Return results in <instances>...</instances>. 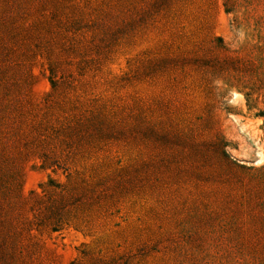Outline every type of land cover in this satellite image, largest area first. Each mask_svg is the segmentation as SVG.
Instances as JSON below:
<instances>
[{
	"label": "rangeland",
	"instance_id": "obj_1",
	"mask_svg": "<svg viewBox=\"0 0 264 264\" xmlns=\"http://www.w3.org/2000/svg\"><path fill=\"white\" fill-rule=\"evenodd\" d=\"M0 264H264V0H0Z\"/></svg>",
	"mask_w": 264,
	"mask_h": 264
},
{
	"label": "trees",
	"instance_id": "obj_2",
	"mask_svg": "<svg viewBox=\"0 0 264 264\" xmlns=\"http://www.w3.org/2000/svg\"><path fill=\"white\" fill-rule=\"evenodd\" d=\"M262 116V115H261ZM180 139V141H181V143H186V141L185 140H187V139H184V138H182V137H180L179 138ZM183 141V142H182ZM180 144V146L178 145V144H175L176 146H178V147H182V148H194L195 150H198V155H199V157L200 158H203L204 157V155H203V151H204V146H202V145H199V144H191L190 146H189V144ZM182 145V146H181ZM221 154L224 156L225 155V153L224 152H222L221 151ZM225 157V156H224ZM44 159H45V157H43ZM42 158V159H43ZM224 159V163L227 165V167H229V168H232V166L234 165V164H232V162H229L227 159H226V157L225 158H223ZM169 164V163H168ZM165 168H167V167H165Z\"/></svg>",
	"mask_w": 264,
	"mask_h": 264
}]
</instances>
